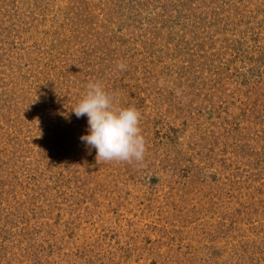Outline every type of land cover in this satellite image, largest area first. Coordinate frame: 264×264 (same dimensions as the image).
Instances as JSON below:
<instances>
[{"label": "rangeland", "instance_id": "rangeland-1", "mask_svg": "<svg viewBox=\"0 0 264 264\" xmlns=\"http://www.w3.org/2000/svg\"><path fill=\"white\" fill-rule=\"evenodd\" d=\"M96 81L142 163L80 140ZM0 264H264V0H0Z\"/></svg>", "mask_w": 264, "mask_h": 264}, {"label": "clouds", "instance_id": "clouds-1", "mask_svg": "<svg viewBox=\"0 0 264 264\" xmlns=\"http://www.w3.org/2000/svg\"><path fill=\"white\" fill-rule=\"evenodd\" d=\"M126 64H118L126 70ZM77 118L87 116L89 134L80 140L96 149V160L102 162L142 163L147 151L140 128V111L134 107H120L115 97L99 82H89L86 94L72 109Z\"/></svg>", "mask_w": 264, "mask_h": 264}]
</instances>
